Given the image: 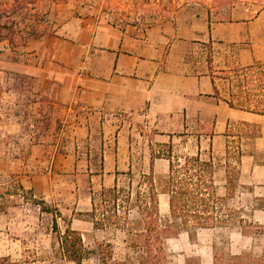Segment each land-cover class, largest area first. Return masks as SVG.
<instances>
[{
    "label": "crops",
    "instance_id": "1",
    "mask_svg": "<svg viewBox=\"0 0 264 264\" xmlns=\"http://www.w3.org/2000/svg\"><path fill=\"white\" fill-rule=\"evenodd\" d=\"M49 13L47 33L0 41V84L31 79L37 101L28 108L45 123L27 136L26 160L12 163L23 189L88 212L92 196L121 177L152 174L159 210L168 211L162 155L199 156L212 159L220 197L264 213V115L247 110L264 102V7L217 20L189 2L150 23L70 1ZM8 120L18 132L20 117Z\"/></svg>",
    "mask_w": 264,
    "mask_h": 264
},
{
    "label": "rangeland",
    "instance_id": "2",
    "mask_svg": "<svg viewBox=\"0 0 264 264\" xmlns=\"http://www.w3.org/2000/svg\"><path fill=\"white\" fill-rule=\"evenodd\" d=\"M68 1L74 6L96 5L114 20L128 23H150L157 17L171 14L176 8L189 2L205 4L210 8L213 18L217 20H227L234 10L264 7V0H0V11L18 12L13 19H0V25H15L13 30H2L0 37L12 42L30 35L37 37L47 33L51 29L48 23L51 20L50 9L54 5ZM260 68L261 66H257L253 69L258 77H261ZM32 87L31 79L26 76H18L15 79L8 77L2 85L0 84V153L6 152V155L0 156V258H8L12 264H73L62 259L58 253L52 222L55 218L61 232L68 224L73 230L79 231L87 249L94 250L97 243L107 241L113 247L114 258L123 259L129 253L124 230L110 223L97 231L94 230V213L90 215L92 207H89L88 212L84 211L86 207L82 204L74 206L66 203L62 207H56L49 198L44 199L30 190L23 188L21 190L20 182L15 179L18 174L10 172L13 162L18 165L26 160L31 144L27 137L30 132L33 130L40 132L45 127L42 121L35 123L31 115L32 110L28 108L37 101ZM13 113L20 117L21 127L18 132H14L17 127L11 125L8 120ZM235 147L236 144H232L228 157L231 163L236 157V151L233 150ZM133 160L135 169H138L141 159ZM179 162L182 163L183 159ZM227 168L231 177L228 178L229 187L232 188L236 168L233 164H229ZM138 182V173L120 178L118 189L121 191L115 207L113 201L108 203L107 200L103 203L96 197L95 217L102 219L104 214V217L110 218L136 219L137 209L126 214L128 206L126 194L132 193L134 201L135 193L139 190ZM160 186L163 189L164 181ZM144 189L145 186L142 187V190ZM165 204V201H160V207ZM43 207L46 211L42 210ZM226 209L233 212L232 217L244 223L200 230L192 236L180 233L169 238L165 242L168 264H185L187 259L198 260L200 264H212L213 251L245 255V264H264V213L254 215L250 207H240L235 201L226 202ZM159 213L163 221L168 219V211L161 208ZM96 263L97 256L94 254L84 262Z\"/></svg>",
    "mask_w": 264,
    "mask_h": 264
},
{
    "label": "trees",
    "instance_id": "3",
    "mask_svg": "<svg viewBox=\"0 0 264 264\" xmlns=\"http://www.w3.org/2000/svg\"><path fill=\"white\" fill-rule=\"evenodd\" d=\"M18 15L17 10L0 11V19H13ZM15 26V25H14ZM12 26L0 25L2 30H13ZM33 36V35H30ZM8 40L1 38L0 41ZM264 89V79L262 84ZM232 105V103H230ZM250 112L264 115V102L257 103ZM160 156V155H159ZM169 161V168L162 193L168 196V219L163 221L158 206V191L152 174L140 175L138 191L135 200L132 193L126 194V214L137 209L138 217L130 220L128 217H104L97 219L96 197L103 203L108 200L117 206L120 189L117 186L104 189L91 198L94 213V229L98 230L107 223L122 229L126 233L125 244L129 251L123 259L114 258L113 247L110 242L97 243L94 250L84 246L82 234L73 230L68 224L63 232L58 229L54 218L53 233L58 244L60 257L73 264H84L91 254L97 256L96 264H168V254L165 242L180 233L188 236L195 235L200 230H212L231 227L244 222L232 217L233 212L226 209V201L217 193L215 182V165L210 160H202L199 156L186 157L180 163L178 158L170 154L162 155ZM155 157L151 160L153 161ZM131 175V174H129ZM145 186L146 189L142 190ZM21 190L22 187H20ZM123 192V191H122ZM125 203V202H124ZM46 211L45 207H43ZM102 208V206H101ZM228 212V213H227ZM59 218L60 215H59ZM123 222V224H121ZM0 264H12L8 258H0ZM185 264H200L198 260L187 259ZM212 264H245V255H230L213 251Z\"/></svg>",
    "mask_w": 264,
    "mask_h": 264
}]
</instances>
